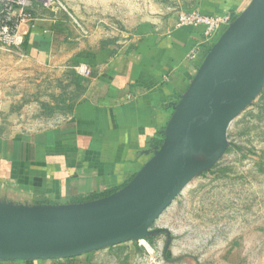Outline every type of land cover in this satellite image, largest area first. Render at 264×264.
Returning a JSON list of instances; mask_svg holds the SVG:
<instances>
[{"label":"rangeland","instance_id":"1","mask_svg":"<svg viewBox=\"0 0 264 264\" xmlns=\"http://www.w3.org/2000/svg\"><path fill=\"white\" fill-rule=\"evenodd\" d=\"M20 1L24 7L8 4L9 26L19 29L16 41L9 43L0 33V135L56 124L84 96L83 78L71 66H52L49 56L42 62L27 57L31 31L57 28L62 34L54 40L58 53L60 45L82 55L117 51L139 32L178 26L181 15L195 11L200 0ZM3 7L0 3V11ZM253 41L255 46L244 49L247 54L229 65L228 59ZM219 76L228 80L216 96L247 95L234 111L220 112L189 144L185 154L189 175L175 198L146 231L60 264H264V23L224 60L212 86ZM164 157L159 152L133 187L53 208L55 216H8L0 205V221L19 227L28 238L11 251L62 250L73 246L60 242L67 235L90 240L112 231L133 215L157 182ZM116 206L124 208L114 217L111 211ZM93 218L103 220L99 229L93 228ZM5 261L0 259V264Z\"/></svg>","mask_w":264,"mask_h":264},{"label":"crops","instance_id":"2","mask_svg":"<svg viewBox=\"0 0 264 264\" xmlns=\"http://www.w3.org/2000/svg\"><path fill=\"white\" fill-rule=\"evenodd\" d=\"M253 0H200L195 11L230 18L208 38L202 26L139 32L117 51L67 52L57 28L31 31L25 53L34 61L71 66L83 78V98L62 121L0 135V204L56 207L118 193L147 173L162 151L170 122L209 51ZM48 61V60H47ZM86 65L89 72L79 73ZM105 195L104 197L108 196ZM66 258L6 260L60 264ZM5 261V262H6ZM4 264V263H2Z\"/></svg>","mask_w":264,"mask_h":264},{"label":"water","instance_id":"3","mask_svg":"<svg viewBox=\"0 0 264 264\" xmlns=\"http://www.w3.org/2000/svg\"><path fill=\"white\" fill-rule=\"evenodd\" d=\"M263 23L264 0H253L247 11L229 25L228 30L220 36L219 40L209 51L168 127L166 144L162 150L165 153L164 169L157 182L142 199V202L129 219L112 231L95 236L90 240H86L82 236L77 237L74 234L73 236L67 235L60 241L64 246L73 245L67 249L50 251L39 250L40 248L38 247L31 252L23 254L12 252L11 249L16 248L21 241L25 243L28 239L27 236L19 232L21 230L19 227L0 221V259L26 260L72 257L115 245L146 231L179 193L189 175L190 166L185 158L189 144L208 130L212 121L220 112L234 111L245 99L247 92H229L216 96V92L222 87V84L219 85V78L222 75L216 79L214 86H212L211 80L231 52L237 47L246 44L259 31ZM251 44L255 46V41L244 46L232 59L229 58V65H233L239 59L241 60L247 54H243L244 49ZM235 66H232V69ZM252 87L249 84V90ZM213 89L216 90L215 93ZM136 184L137 181L128 188ZM2 206L5 207L4 205ZM57 207L61 206L43 207L39 211L30 207H5V213L8 216H25L28 218H35L36 216L48 217L58 215L57 212L52 210L53 208L57 209ZM116 207L112 208L113 210L111 211L114 217L117 216V212H122L124 208ZM101 223H104L101 218L92 219L93 228L99 229L98 227H100ZM77 240L82 243L74 246L73 242Z\"/></svg>","mask_w":264,"mask_h":264},{"label":"built area","instance_id":"4","mask_svg":"<svg viewBox=\"0 0 264 264\" xmlns=\"http://www.w3.org/2000/svg\"><path fill=\"white\" fill-rule=\"evenodd\" d=\"M0 3L5 5V7H3V9L0 11V33L4 34V37L9 43H13L18 37L19 29L16 27V30L13 31L14 27L9 26L12 19L9 17L10 7L8 4H11L12 6L16 5L24 7L25 2H21L20 0L17 2L16 0H0ZM229 21L230 18L228 16L207 17L201 15L197 11H192L181 15L179 25L202 26L204 28L206 37L213 38L219 34L223 26L229 24ZM78 70L82 75H85L89 72L86 65H80Z\"/></svg>","mask_w":264,"mask_h":264},{"label":"trees","instance_id":"5","mask_svg":"<svg viewBox=\"0 0 264 264\" xmlns=\"http://www.w3.org/2000/svg\"><path fill=\"white\" fill-rule=\"evenodd\" d=\"M212 49V48H211ZM167 133V132H166ZM163 140H160V141H158L157 143H156V146H158L159 147V150H163L164 149V147H165V144H166V139H167V134H166V136H164V138H162ZM108 194H110V193H108ZM108 194H104V195H99V196H97V197H104L105 195H108ZM97 197H91V198H89L88 200H90V199H95V198H97ZM87 200V199H86ZM78 201H80V200H74L72 203H76V202H78ZM69 205H72V204H69Z\"/></svg>","mask_w":264,"mask_h":264},{"label":"bare ground","instance_id":"6","mask_svg":"<svg viewBox=\"0 0 264 264\" xmlns=\"http://www.w3.org/2000/svg\"><path fill=\"white\" fill-rule=\"evenodd\" d=\"M226 80H228V78H225V77H220L219 78V85H221V84H224V81H226ZM213 92L215 93L216 92V90L215 89H213ZM118 214L117 215H120V214H122L123 213V211L121 212H117ZM106 216V215H105ZM109 216V215H108ZM32 230V229H31ZM80 237V236H79Z\"/></svg>","mask_w":264,"mask_h":264}]
</instances>
